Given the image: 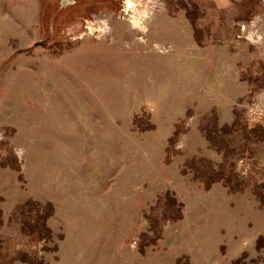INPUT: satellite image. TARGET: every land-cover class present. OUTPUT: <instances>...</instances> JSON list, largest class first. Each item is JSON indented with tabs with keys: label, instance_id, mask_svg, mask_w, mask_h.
I'll use <instances>...</instances> for the list:
<instances>
[{
	"label": "rangeland",
	"instance_id": "1",
	"mask_svg": "<svg viewBox=\"0 0 264 264\" xmlns=\"http://www.w3.org/2000/svg\"><path fill=\"white\" fill-rule=\"evenodd\" d=\"M133 1L0 0V264H264V0Z\"/></svg>",
	"mask_w": 264,
	"mask_h": 264
},
{
	"label": "flooded vegetation",
	"instance_id": "2",
	"mask_svg": "<svg viewBox=\"0 0 264 264\" xmlns=\"http://www.w3.org/2000/svg\"><path fill=\"white\" fill-rule=\"evenodd\" d=\"M130 2L133 3L135 7V2L133 0H56L55 3L48 4V10H55L50 25H55L57 16L63 12L80 14L77 19L82 22L68 29V32L74 34L79 32V30L88 29L90 20L95 17V14L101 13L102 11L109 10L132 16L131 13L134 7H127Z\"/></svg>",
	"mask_w": 264,
	"mask_h": 264
},
{
	"label": "built area",
	"instance_id": "3",
	"mask_svg": "<svg viewBox=\"0 0 264 264\" xmlns=\"http://www.w3.org/2000/svg\"><path fill=\"white\" fill-rule=\"evenodd\" d=\"M264 110H260L259 108H253L252 109V116L258 119L259 117L263 116Z\"/></svg>",
	"mask_w": 264,
	"mask_h": 264
},
{
	"label": "clouds",
	"instance_id": "4",
	"mask_svg": "<svg viewBox=\"0 0 264 264\" xmlns=\"http://www.w3.org/2000/svg\"><path fill=\"white\" fill-rule=\"evenodd\" d=\"M127 7H128V8H133V7H134V4L130 2V3H128ZM134 22H135V21H134Z\"/></svg>",
	"mask_w": 264,
	"mask_h": 264
},
{
	"label": "water",
	"instance_id": "5",
	"mask_svg": "<svg viewBox=\"0 0 264 264\" xmlns=\"http://www.w3.org/2000/svg\"><path fill=\"white\" fill-rule=\"evenodd\" d=\"M46 42H47V41L40 42V43H38V45H37V46H39V45H46V44H47Z\"/></svg>",
	"mask_w": 264,
	"mask_h": 264
},
{
	"label": "trees",
	"instance_id": "6",
	"mask_svg": "<svg viewBox=\"0 0 264 264\" xmlns=\"http://www.w3.org/2000/svg\"><path fill=\"white\" fill-rule=\"evenodd\" d=\"M237 264H239V262H237Z\"/></svg>",
	"mask_w": 264,
	"mask_h": 264
}]
</instances>
